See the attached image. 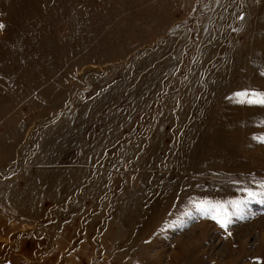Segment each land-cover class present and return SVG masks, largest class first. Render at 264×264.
<instances>
[{"label":"rangeland","instance_id":"374dc122","mask_svg":"<svg viewBox=\"0 0 264 264\" xmlns=\"http://www.w3.org/2000/svg\"><path fill=\"white\" fill-rule=\"evenodd\" d=\"M0 25V264H264V106L237 95L264 93V0H0Z\"/></svg>","mask_w":264,"mask_h":264},{"label":"snow or ice","instance_id":"6c2138e0","mask_svg":"<svg viewBox=\"0 0 264 264\" xmlns=\"http://www.w3.org/2000/svg\"><path fill=\"white\" fill-rule=\"evenodd\" d=\"M0 27H3V25H0ZM237 95L243 96L245 98L242 101L244 103L264 106V93H259V92L249 93V92L245 91L243 93H238ZM257 139H259L261 143H264V137H259ZM250 195H254V194L250 193ZM202 211H205V214H207L205 209H202ZM213 219H217V217L214 216ZM218 222L221 223L222 227L227 228L228 223H229V218L227 217V214H225L224 219H220Z\"/></svg>","mask_w":264,"mask_h":264}]
</instances>
